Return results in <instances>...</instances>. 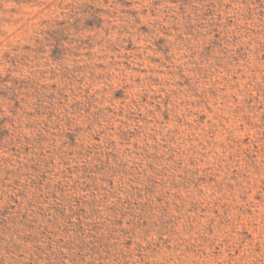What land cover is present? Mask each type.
Masks as SVG:
<instances>
[{"label":"rangeland","instance_id":"rangeland-1","mask_svg":"<svg viewBox=\"0 0 264 264\" xmlns=\"http://www.w3.org/2000/svg\"><path fill=\"white\" fill-rule=\"evenodd\" d=\"M0 264H264V0H0Z\"/></svg>","mask_w":264,"mask_h":264}]
</instances>
